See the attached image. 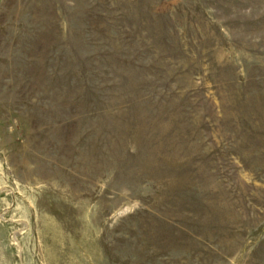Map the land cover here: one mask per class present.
Masks as SVG:
<instances>
[{"label": "rangeland", "instance_id": "1", "mask_svg": "<svg viewBox=\"0 0 264 264\" xmlns=\"http://www.w3.org/2000/svg\"><path fill=\"white\" fill-rule=\"evenodd\" d=\"M0 264H264V0H0Z\"/></svg>", "mask_w": 264, "mask_h": 264}]
</instances>
